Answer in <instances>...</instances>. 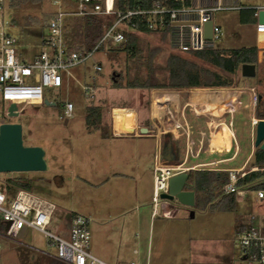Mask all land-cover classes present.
<instances>
[{"label": "rangeland", "instance_id": "obj_1", "mask_svg": "<svg viewBox=\"0 0 264 264\" xmlns=\"http://www.w3.org/2000/svg\"><path fill=\"white\" fill-rule=\"evenodd\" d=\"M54 9L51 0H13L9 6L6 12V20L9 23L7 30L17 40V47L23 56L29 58L34 53L49 50L42 41V34L47 32L46 24ZM236 16H238L236 10L215 13L214 19L217 23L227 22L221 39L214 41L215 47L226 49L251 43V37L248 34L251 25L235 22ZM67 32L71 42L76 34L73 21L70 23ZM137 38L142 47V61H146L148 55L152 53L153 65H155L158 78L163 80L167 75L165 65L168 57L172 54H178L185 56L201 67L231 79L233 83L229 87H204L201 88L202 90L223 91L222 95L226 94L224 91L241 90L237 94L240 100V110L235 112L234 118L241 152L235 160L220 165H242L247 154L251 151L247 133L251 127L249 124H245V121L254 116L256 111L264 109L260 105L261 102H264V58L259 60L258 74L255 77H245L241 70L236 75H232L202 58L172 51L167 39H164L160 34L151 33L137 36ZM116 48L117 46L113 43L106 44L104 48L95 51L85 62L70 68V73L65 71L63 74L64 84L61 88L46 89L47 97L55 104L21 105V113L12 117L8 115L7 103L0 99V124L20 122L23 126L24 144L44 147L48 159L51 149L60 146L67 147L82 138H93L100 135L99 129L92 131L87 129L85 116L88 105H104L102 124L106 127L112 126L114 123L118 126V124L125 122L126 112L121 108L129 109L131 123H134L137 111L140 120L144 124H150L152 120L149 119V114H151L158 95L174 94L181 90L184 91L182 94L185 98L191 94L186 88L157 87L144 90L115 87L113 77H121L123 83H126L127 80L134 79L137 75L141 77L148 75V67L145 64L140 66L137 64V59L129 58L126 50ZM97 65H101L100 71L97 70ZM86 86H89L90 90H86ZM252 87L259 95L255 110L249 105V98L241 101L245 92L250 91ZM205 90L196 98L208 103L210 96ZM160 98L165 101L167 96L161 95ZM67 102H72L75 109L73 115L66 122L61 116L64 115ZM212 102L219 103L213 99ZM125 105L127 107H124ZM173 107H175L174 104ZM203 107L206 106L197 105V113L201 117L200 121L199 116L196 117L195 110H188L187 112L189 118L196 122L199 129L201 126L206 127L205 132H210L206 122L214 112L221 114V108L230 109L226 103L223 105L211 104L205 109ZM195 134L197 137L201 136L198 132ZM108 136H110V140L114 141L130 140L127 137L115 136L112 132ZM177 145H180L179 141ZM181 146L184 152L186 137L183 138ZM209 149L211 148L209 147ZM234 153L235 148L230 152L224 151L222 154L209 157L202 154L199 158L191 157L190 163L222 157L231 158ZM250 164L248 163V165ZM17 173L33 178L32 192L56 205L57 209L48 226V229L53 232L59 231L64 211H80V207L89 205L88 198L92 190L78 175L68 172L62 173L63 180L61 182L56 173L49 168L46 171L0 172V188L4 189L6 180ZM126 181L129 180L121 178L119 185L121 186L123 182L125 184ZM123 194L120 197L114 196L113 200L115 198L127 199V193L123 192ZM172 202L174 203L173 207L177 208L178 212L171 217L162 215L163 205L161 204L159 214L151 218L149 216L150 211L154 207L152 202L149 210L147 206L134 205L133 209L128 206L127 211L119 216H116L114 212L110 217H94L95 219L91 222L92 244L95 241L93 238L95 232L106 230L109 233L108 244L100 245L101 251L105 259L113 264L131 261H138L140 264H256L253 261L243 259L239 240L241 231L251 223L250 217L264 213V203L257 199L255 191H249L244 196L238 195L235 207L230 210L191 208L177 200ZM114 203L116 202L113 201V206ZM191 211H195L194 217H191ZM137 214L144 217L142 225L139 227L132 224ZM17 239L21 243L11 247L10 241L0 235V264H65L59 262L55 257L56 248L50 244L44 233L25 227Z\"/></svg>", "mask_w": 264, "mask_h": 264}, {"label": "built area", "instance_id": "obj_2", "mask_svg": "<svg viewBox=\"0 0 264 264\" xmlns=\"http://www.w3.org/2000/svg\"><path fill=\"white\" fill-rule=\"evenodd\" d=\"M10 0H0V99L6 102L8 107L15 103L21 113V105H44L47 97V88H61L64 84V72L70 73V68L85 62L99 47L113 43L115 46L124 44L129 35H146L139 27L143 22L151 33H161L168 28L167 41L172 51L181 54H193L208 48H213L214 41L221 39L223 29L213 22L212 38L205 34V25L213 20L217 11H228L243 8L239 4H228L221 0L214 4L198 5L192 3L181 7H169L164 0H155L150 9H129L122 11L116 9V0H51L55 7L50 20L47 22V32L42 34L43 43L48 47L32 54L29 58L23 56L17 47V40L8 32V20L6 12ZM8 5V7H7ZM264 7H259V10ZM101 17L106 23L105 32L99 43L92 51L73 49V44L68 39V23L70 18ZM258 34H264V23H258ZM101 70V65H97ZM86 90H90L86 86ZM183 90L174 93L179 95ZM174 94L166 95V101L155 99L152 108V121L157 133L162 134L169 129H187V146L182 161L169 162L162 152L161 146L154 156V189L153 201L155 213L163 200L161 194L169 191L170 178L183 171H190L198 167L204 169L227 171L229 180L224 184L226 193L235 192L237 196H244L249 191H255L257 199L264 203V187L251 188L239 186L238 182L250 172L264 170L255 165H248L255 149V128L261 118L255 115L250 117L252 148L251 152L239 167L221 166V163L235 159L240 152V142L237 137V127L234 116L228 119V131L233 144L224 147L223 151L230 152L235 148L231 158H221L195 163L190 165L191 157H199L205 152V142L201 141L198 149L194 147V141L188 132V116L186 107L179 110L170 103H174ZM259 95L255 88L250 89V106L255 110ZM74 104H65L62 119L68 120L74 113ZM8 112V108H7ZM179 113L180 117H176ZM197 113V112H196ZM198 114V113H197ZM165 115V116H164ZM164 118L172 122L171 127H166ZM225 122L211 121L209 126L213 128L210 134V144L215 141L220 129L225 128ZM126 133V131H122ZM224 144V143H222ZM56 205L51 201L40 197L24 188L9 192L6 188H0V235L6 237L11 243L18 241L17 237L25 227L36 229L45 234L50 244L56 248V258L65 264H113L92 251V217L89 215L74 213L70 222L69 235L65 236L48 229L52 222ZM169 213V211L165 212ZM251 223L246 226L240 235V245L243 256L256 264H264V213L252 215ZM1 249V245H0ZM122 264H140L131 261Z\"/></svg>", "mask_w": 264, "mask_h": 264}, {"label": "crops", "instance_id": "obj_3", "mask_svg": "<svg viewBox=\"0 0 264 264\" xmlns=\"http://www.w3.org/2000/svg\"><path fill=\"white\" fill-rule=\"evenodd\" d=\"M219 0H192L193 3L198 5H209L214 4ZM228 4H239L242 5L241 9H234L238 11V16H236L235 22H240L241 24H249L251 25L250 29H248V34L251 37V43L247 45L237 46L233 48H239L243 46H257L259 48L258 58H264V34H258L256 27L257 24L260 23L258 20V12L259 7H264V0H221ZM231 11V10H230ZM218 12V11H217ZM213 22L219 24L222 29L224 26H227V22L223 21L221 24L217 23L213 18ZM230 49V48H226ZM258 67H256L257 71ZM187 90V89H186ZM205 90V89H203ZM201 88H193L188 89V92L191 93L187 98L184 97L182 93L178 96L174 94V103H170L171 105H175L176 108L181 110L184 105L188 104L186 107V112L188 110L198 111L197 105L206 106L203 107L208 108V105H229L230 109L221 108L222 113L210 116V119L207 120V126L210 129V132H205L204 129L206 127L201 126L199 129L198 125L194 120L189 118L188 116V127L191 139L194 141L195 149H198L201 141L205 142L204 150L202 154L209 156H213L215 154L224 153V147H230L233 144L232 138L228 131V119L231 116L235 117V112L240 110V100L237 95L241 90L232 89L226 92L225 95L223 91H215L205 90L210 96V103H206L201 99H197L201 92L203 91ZM214 91V90H213ZM184 92V91H183ZM247 93V94H246ZM197 94V96H196ZM238 96V97H237ZM249 98L250 105V91L245 92L244 97L241 101H245ZM214 101H218L219 103H213ZM203 104V105H202ZM124 109L126 112L125 124L127 126L135 128L134 133H123L124 130L122 128L119 130L114 123L107 129V133L104 135L102 130L99 129V136L93 138H82L78 142L71 144L70 146H60L59 148L51 149L49 152L48 168L56 173V176L59 177V181L62 182L63 175L62 173L68 172L73 175H78L80 179L87 183L92 190L91 194H89V205L87 207H80L79 210H66L62 215V223L59 228V233L68 236L70 222L73 214L81 213L85 215H89L92 217V221L97 217H110L113 213H116V216L121 215L123 212L127 211L126 208L128 206L133 209L134 205H141L142 207L147 206L148 210L151 202L153 201V189H154V156L161 146L162 152L169 162H178L182 161L185 156V151L183 152L182 143L183 138L186 137V146H187V129H169L162 134H158L156 127L152 121V123L147 124L143 123L139 118V113L136 111V115L134 117V123L130 122V111L126 108ZM251 109V108H250ZM115 110V109H114ZM233 111V112H232ZM197 114V113H196ZM165 116V115H164ZM199 116V121L201 119L199 113L196 117ZM202 116V115H201ZM115 117V111H114ZM176 117H180L179 113L176 114ZM252 117V116H251ZM149 119L152 120V114H149ZM181 119V117H180ZM198 120V119H197ZM141 121V122H140ZM211 121L215 122H225V128L220 129L218 135L220 138L224 140V144H212L210 143V134L213 132V128L209 126ZM198 122V121H197ZM250 119L245 121V124H249ZM164 124L166 127H171L173 125L172 122H168L166 118H164ZM141 127H147V132H141ZM199 130V131H198ZM112 132L115 136L118 137H127L130 140H110L108 136L109 133ZM196 132L200 133L201 136L197 137ZM238 132V130H237ZM181 133V134H180ZM238 137V135H237ZM182 139V140H181ZM207 140V144H206ZM180 143L178 146L177 143ZM210 145V146H209ZM209 147L211 149H209ZM241 149V147H240ZM196 157V158H199ZM223 158V157H222ZM221 159V158H219ZM213 160V159H212ZM235 160V159H232ZM230 160V161H232ZM246 160V159H245ZM191 159L189 160V164ZM205 161H198L196 163H203ZM229 162V161H228ZM241 166V165H239ZM232 166V167H239ZM196 169H204V168H196ZM121 178H127L129 181H126L119 185ZM60 182V183H61ZM118 182V183H117ZM117 183V184H116ZM126 187V188H125ZM123 192L127 193V199L120 200V197L123 196ZM123 194V195H122ZM113 201L116 202L113 204ZM163 205L162 215L164 217H171L175 213L178 212V209L173 207L172 201L162 200L158 206V212L155 213L153 209L150 211V217L158 215L160 212V205ZM57 209V207H56ZM55 209V211H56ZM54 211V213H55ZM169 211V213H165ZM141 214V213H140ZM54 215V214H53ZM105 215V216H103ZM95 217V218H94ZM144 217L141 215H136L132 221L133 226L139 227L142 225V219ZM29 228V227H28ZM100 231V230H99ZM94 235V234H93ZM109 233L107 231L95 232V236L93 238L92 250L95 255L98 257L105 259L103 252L101 251V246L104 244H108ZM97 241V242H96ZM21 243L19 240L15 243L10 242L11 247L17 246ZM96 252V253H95ZM111 258V257H108ZM116 259V258H115ZM113 260V258H112ZM107 261V260H106ZM61 262V261H59ZM109 262V261H108ZM62 263V262H61Z\"/></svg>", "mask_w": 264, "mask_h": 264}, {"label": "trees", "instance_id": "obj_4", "mask_svg": "<svg viewBox=\"0 0 264 264\" xmlns=\"http://www.w3.org/2000/svg\"><path fill=\"white\" fill-rule=\"evenodd\" d=\"M13 0H10L11 6ZM155 0H116V9L127 11L129 9H150L154 6ZM192 0H164V4L169 7H181L192 4ZM74 22L76 34L74 39H71L73 49L92 51L102 38L106 23L101 17H85V18H70L68 28L71 22ZM140 31L145 34H151V30L141 22ZM168 28L161 33L164 39H167ZM104 46L99 47V49ZM118 50L124 49L127 51L129 58L137 59V64L146 65L148 67V75L141 77L137 75L134 79H129L123 83L121 77H113L115 87L140 88L150 90L152 88H219L229 87L233 83L218 73L212 72L209 69L201 67L185 56L172 54L166 61L165 68L167 75L164 79L158 78L156 75L155 65H153L152 53L148 55L146 61H142L140 40L133 35L128 36V40L124 44L117 45ZM151 52V51H150ZM259 48L257 46H243L239 48H208L202 51L194 52L192 55L197 58H202L207 62L221 68L228 74L236 75L244 63H253L258 67ZM100 71V70H98ZM258 71V69H257ZM256 71V75L258 74ZM264 108V102L260 103ZM122 107V106H121ZM124 107H127L125 105ZM103 104H91L87 106L85 124L87 129H101L105 135L110 127L103 126ZM258 118H264V109L255 112ZM148 124V123H147ZM248 140L250 150L252 148L251 129H249ZM241 152V151H240ZM239 152V154H240ZM251 151L247 154L246 158ZM238 154V155H239ZM250 165H255L260 168L264 167V149L259 146L255 147L253 155L249 161ZM229 180L227 171H218L211 169H192L189 171V181L193 183L196 191V205L200 209H233L236 205L237 194L235 192L226 193L223 186ZM5 188L9 192L24 188L33 191L34 179L25 175L16 174L6 180ZM239 186L251 188L264 187V170H256L250 172L246 177L238 182Z\"/></svg>", "mask_w": 264, "mask_h": 264}, {"label": "water", "instance_id": "obj_5", "mask_svg": "<svg viewBox=\"0 0 264 264\" xmlns=\"http://www.w3.org/2000/svg\"><path fill=\"white\" fill-rule=\"evenodd\" d=\"M258 20L264 23V8L258 12ZM205 34L208 39L212 38L213 20L205 25ZM245 77L256 76V65L244 63L241 69ZM45 104H55L45 99ZM20 114L17 104L12 103L8 107V115L15 117ZM67 122V120H66ZM122 128L127 133H134L135 128L122 123ZM141 132H147V127H141ZM255 147L264 149V118H261L255 128ZM48 161L46 150L40 145H25L23 138V126L20 122H4L0 124V172H28L46 171ZM161 198L167 201L177 200L179 203L194 208L196 205V191L192 182L189 181V171L173 175L169 180V191L162 193ZM195 211H191L194 217ZM246 259V256H243Z\"/></svg>", "mask_w": 264, "mask_h": 264}, {"label": "bare ground", "instance_id": "obj_6", "mask_svg": "<svg viewBox=\"0 0 264 264\" xmlns=\"http://www.w3.org/2000/svg\"><path fill=\"white\" fill-rule=\"evenodd\" d=\"M161 99H163V98H159V100H161ZM166 101V100H165ZM204 102H206V101H204ZM207 103V102H206ZM210 102H208V104H209ZM203 105V104H202ZM198 110V109H197ZM200 110V109H199ZM208 110V109H207ZM203 112V111H202ZM118 129L119 130H121V124H118ZM221 142H224V140L223 139H221L220 138V135H217V137H215V141H214V143H216V144H220Z\"/></svg>", "mask_w": 264, "mask_h": 264}]
</instances>
